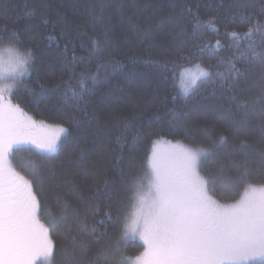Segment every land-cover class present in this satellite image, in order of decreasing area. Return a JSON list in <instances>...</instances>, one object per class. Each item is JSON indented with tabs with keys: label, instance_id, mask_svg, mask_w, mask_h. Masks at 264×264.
<instances>
[{
	"label": "trees",
	"instance_id": "16d2710c",
	"mask_svg": "<svg viewBox=\"0 0 264 264\" xmlns=\"http://www.w3.org/2000/svg\"><path fill=\"white\" fill-rule=\"evenodd\" d=\"M234 2L0 0V33L5 29L19 33L34 54V66L12 101L40 123L67 129L54 152L29 145L10 158L13 170L28 179L40 204L37 215L54 243L52 264H133L143 253L142 241L122 239L121 216L133 211L131 185L148 172L157 139L209 150L200 172L205 179H218L210 191L218 202L238 200L246 182L264 185V126L253 117L245 129H238L239 114L228 110L231 92L221 87L231 81L233 64L259 80L258 63L242 59L253 37L245 35L244 23L233 19ZM255 4L258 11L259 0ZM101 8L104 13L98 23L90 13ZM181 16L183 32L175 25ZM193 17L199 21L194 40L188 23ZM96 43L107 44L110 51L82 65V59L87 62L94 55ZM193 43L198 46L192 47ZM1 49L8 45H0ZM73 56L77 76L70 86L77 87L78 81L86 85L83 92L77 89L75 97L65 95V82L72 74L68 61ZM194 66L210 71L212 80H198L186 95L179 78ZM237 88H248L244 76ZM237 95L251 102L256 92ZM137 133L139 139L133 140ZM85 170L94 173L101 185L106 178L110 181L97 199L101 212L111 213L99 244L79 232L85 214L73 192L91 195L86 184L92 179L85 181ZM220 180L231 181L232 186H221ZM65 201L77 211H65ZM105 246L107 260L98 258Z\"/></svg>",
	"mask_w": 264,
	"mask_h": 264
},
{
	"label": "snow or ice",
	"instance_id": "6c2138e0",
	"mask_svg": "<svg viewBox=\"0 0 264 264\" xmlns=\"http://www.w3.org/2000/svg\"><path fill=\"white\" fill-rule=\"evenodd\" d=\"M259 3L258 11L255 0H235L231 5L236 9L233 19L244 23L247 26L245 35L253 37L242 59L259 65L258 81L251 79L247 69L233 64L235 71L231 81L221 84L231 92L227 97L228 110L235 109L239 114L235 123L240 130L245 129L253 117L264 126V0H259ZM103 13L101 8L92 10L90 14L100 23ZM188 23L192 26L190 35L194 40L198 35L199 21L193 17ZM175 25L183 32L184 18H177ZM104 38L107 39L106 32ZM3 44L15 53V60L9 73L12 81L3 83L5 74L0 57V264H35L39 257L43 258L44 264H52L54 243L49 236V228L40 222L37 215L40 204L29 181L13 170L10 158L29 145L41 152H52L59 133L66 129L58 127L41 139L36 134L35 122L12 103L11 97L34 66V54L24 45L19 33H8L5 29L0 33V45ZM191 46L195 48L198 45L193 43ZM109 51L107 44L101 46L96 43L94 55L87 62L82 59L80 63L90 65L97 55L102 56ZM74 60L75 56L68 61L72 74L65 82V95L75 97L77 89L83 92L86 85L78 81L77 87L70 86L77 76ZM98 74L99 69L94 78ZM79 75L82 78L84 73ZM202 75L207 77L206 82H211L210 71ZM241 76L248 84L246 89L237 88ZM253 90L256 96L251 102L237 95V92L243 94ZM184 92L187 95L188 89L185 88ZM138 139L139 133L133 137V140ZM117 143L120 144L119 138ZM219 143H224L223 136ZM120 146L123 148L124 145ZM208 152L204 147L175 145L172 157L165 161L153 146L150 171L131 185L135 201L133 211L121 216L122 239L138 237L143 242L144 251L136 258L138 264H245L254 257H264V186L257 188L246 182L244 195L239 201L234 204L218 203L209 195L215 190L218 179H205L200 174L202 158ZM33 171H38V168ZM83 175L85 181L91 178L92 182L86 184L90 196L73 192L81 205L80 211L85 214L79 232L91 243L99 244L106 236L111 213H102L97 199L102 190H108L110 181L106 178L101 185L95 180L94 173L85 170ZM219 183L224 187L232 186V182L227 180H220ZM64 210L77 211L66 201ZM76 239L75 235L71 237L73 243ZM107 250L108 246H105L98 253V258L107 260Z\"/></svg>",
	"mask_w": 264,
	"mask_h": 264
},
{
	"label": "rangeland",
	"instance_id": "374dc122",
	"mask_svg": "<svg viewBox=\"0 0 264 264\" xmlns=\"http://www.w3.org/2000/svg\"><path fill=\"white\" fill-rule=\"evenodd\" d=\"M0 57H2L3 69H4V74H5V79H4L3 83H10L12 81L13 77L11 75H9V73L11 72V70L14 67L15 53L13 51H10L9 48L8 49H1L0 50ZM205 71H207V70L202 68V67H200V66H194V67L187 68V69L183 70L181 72V75H180V78H179V86H180L181 91L183 93H185L184 89L187 88L188 89V93H189L190 90L195 86L197 81L205 77V76L202 75V73L205 72ZM29 72H30V70H29ZM12 103L14 105H17L13 101H12ZM19 108H20V106H19ZM20 109L22 110V112L27 117H30L35 122V124L37 126L36 134L41 139H44L47 135H49L51 132H54L59 127V125H51V124H48V123H45V122H43L44 124L40 123L39 121L35 120L30 113H27L22 108H20ZM66 132H67V129H66L65 132L59 133V140L61 139V137ZM59 140L57 141L56 148H57ZM154 145H155V150H156L157 154L165 161L169 160L172 157L175 145H182V146H185V147H190V146H187V145L183 144L182 142H178V141H173V140H168V139H157L156 141H154V143L152 145L149 157H151V155H152V151H153V146ZM56 148L52 152H54L56 150ZM52 152H47V153H52ZM148 171H150V169H148ZM200 174L202 175L201 172H200ZM18 175L21 176L20 174H18ZM24 179L28 181V179H26V178H24ZM261 186H264V185L255 186V187L259 188ZM209 195H211L210 192H209ZM241 197L238 200H236L234 202H231V203H221V202H218L216 199L215 200L218 203H221V204H234L237 201H239L241 199ZM212 198L214 199L213 196H212ZM129 238H132V239H134V238L136 239L137 238V239H139L138 237H129ZM261 260H264V257L257 256V257H254V258L250 259L249 261H246L245 264H252V263H255V262H259ZM39 262H43L44 263L42 257L37 258L35 264H37ZM133 264H138L136 258L133 259Z\"/></svg>",
	"mask_w": 264,
	"mask_h": 264
}]
</instances>
